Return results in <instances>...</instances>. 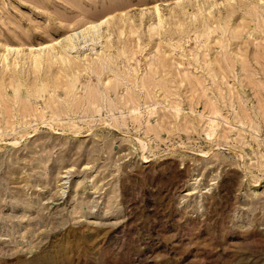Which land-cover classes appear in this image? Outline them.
I'll return each instance as SVG.
<instances>
[{"label":"rangeland","instance_id":"obj_1","mask_svg":"<svg viewBox=\"0 0 264 264\" xmlns=\"http://www.w3.org/2000/svg\"><path fill=\"white\" fill-rule=\"evenodd\" d=\"M0 264H264V0H0Z\"/></svg>","mask_w":264,"mask_h":264},{"label":"bare ground","instance_id":"obj_2","mask_svg":"<svg viewBox=\"0 0 264 264\" xmlns=\"http://www.w3.org/2000/svg\"><path fill=\"white\" fill-rule=\"evenodd\" d=\"M102 20H103V19H102ZM102 20H101V21H102ZM89 25H90L89 28H95V27L97 26V24H89ZM73 35H77V32L75 31V33H74ZM73 35L70 36L71 39L69 38V39H70V45H72V46L74 45V41H75V38H72ZM68 41H69V40H68ZM75 46H76V45H75ZM8 49H9V48H8ZM1 57L3 58V56H1ZM35 57H36V56H35ZM37 59H38V58H37ZM216 114H218V113H216ZM212 121H213V120H212ZM211 123H212V122H211ZM213 124H215V123H212V125H213ZM215 126H216V125H214V127H213L214 129H216ZM210 127H211V126H210ZM211 129H212V128H211ZM211 129H210V130H211ZM211 132H212V131H211Z\"/></svg>","mask_w":264,"mask_h":264}]
</instances>
